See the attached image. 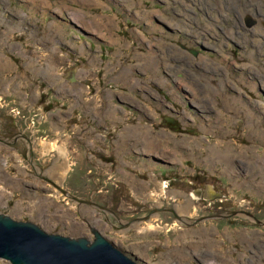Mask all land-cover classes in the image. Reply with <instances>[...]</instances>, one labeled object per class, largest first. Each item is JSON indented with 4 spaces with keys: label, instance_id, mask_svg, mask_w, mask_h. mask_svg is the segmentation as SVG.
I'll return each mask as SVG.
<instances>
[{
    "label": "rangeland",
    "instance_id": "obj_1",
    "mask_svg": "<svg viewBox=\"0 0 264 264\" xmlns=\"http://www.w3.org/2000/svg\"><path fill=\"white\" fill-rule=\"evenodd\" d=\"M207 184L224 196L194 200ZM171 189L192 201L184 219L261 222L153 217L158 198L182 208ZM0 211L71 236L94 225L151 264H264V0H0Z\"/></svg>",
    "mask_w": 264,
    "mask_h": 264
},
{
    "label": "water",
    "instance_id": "obj_2",
    "mask_svg": "<svg viewBox=\"0 0 264 264\" xmlns=\"http://www.w3.org/2000/svg\"><path fill=\"white\" fill-rule=\"evenodd\" d=\"M246 21L252 24L255 20L248 15ZM68 77L75 79L73 70ZM90 227L93 237L71 236L0 211V257L12 264H151L140 261L136 253L122 248L94 225Z\"/></svg>",
    "mask_w": 264,
    "mask_h": 264
},
{
    "label": "flooded vegetation",
    "instance_id": "obj_3",
    "mask_svg": "<svg viewBox=\"0 0 264 264\" xmlns=\"http://www.w3.org/2000/svg\"><path fill=\"white\" fill-rule=\"evenodd\" d=\"M165 120L168 121V122L170 121V120H168L166 118H165ZM173 121H174V119L172 120V122ZM153 159L156 160V161H159V162H163L162 159L157 158L155 156H154ZM152 162H154V161H152ZM160 164H164V162L160 163ZM157 165H159V164H157ZM166 167H168V166L166 165ZM126 174H127V172H126ZM214 187H215L214 185L207 184L205 186L197 187V188L191 190L190 194H191V196H193L194 200H197V201H201L202 200V202H205V201L211 202V201H214L216 198H222L224 196L223 193L219 192L222 195L221 196H217L216 193L218 192V189L216 190ZM140 188L144 189L145 186L143 184H141ZM64 190L65 189H63V191ZM154 190H156V189H154ZM67 192H68V190H65V193H67ZM154 192H157V191H154ZM154 192H149V194L147 192L146 193L149 196V195L153 194ZM170 193L173 194L177 198L178 202L181 203L182 208L178 207V204L175 205L176 208H169V207L162 206V204L160 205V202H159L161 200V198H158L157 200L155 199L156 201L154 202L156 207L154 209H152V208L150 209L151 210V212H150L151 215L153 214L154 211L159 210V208L170 209L175 214L177 219L184 221L187 225H190V226L192 224H194L196 221H199L202 218H204V219H206V218H221V219L225 218L226 220H228V219L232 218V215H234V216L235 215H240V216H244V217H247V218H254V219H256L257 222H261V220L256 218L255 214L252 213L251 211L240 210V209L234 210L233 212H229V213H226V214H223V213L222 214H217V215L211 214V215H208V216H201V217H198V218H194L193 220H187V219H184L182 217V215L185 214L184 212H182V210H188V212H190L192 201L189 200L188 198H185L186 200H183V197L186 194V192L181 193L180 190L171 189ZM156 196H158V194ZM206 197H209V198H206ZM150 198L153 199V196L151 195ZM92 203L97 205V207L101 208L104 211L105 210H110L112 213H114L116 219L121 223V226H123V228H125V229H131L132 227L138 228L140 226L141 219L137 215H134V216L128 217V218H123L117 212H115L114 210L108 209L105 205H103L100 202L92 201ZM188 207H189V209H188ZM150 214L149 215L147 214V216H151ZM153 215H154L153 217H156V214H153ZM144 216H146V214ZM188 216H189V214H188Z\"/></svg>",
    "mask_w": 264,
    "mask_h": 264
},
{
    "label": "bare ground",
    "instance_id": "obj_4",
    "mask_svg": "<svg viewBox=\"0 0 264 264\" xmlns=\"http://www.w3.org/2000/svg\"><path fill=\"white\" fill-rule=\"evenodd\" d=\"M19 45V44H18ZM156 58V57H155ZM152 58H147V60H146V62H145V64L147 65V62L148 61H150ZM157 60V59H156ZM159 61L161 62V60L159 59ZM151 63H154V62H152V60L150 61ZM2 63V62H1ZM149 63V62H148ZM47 65H48V71L47 70H43V69H40V70H42V73L43 74H48V75H50L51 74V67H55V64H53V63H51V62H47ZM153 65V64H152ZM151 65V66H152ZM32 67V66H31ZM154 67H155V65H154ZM156 67H158V65L156 64ZM36 70V69H35ZM129 70V69H128ZM125 72V71H124ZM39 73V72H38ZM53 75V74H52ZM52 77V76H51ZM131 79V78H130ZM228 102V100H226V103ZM230 107V106H229ZM170 119V121H172L173 119L172 118H169ZM147 131V130H146ZM140 135H144L143 134V132H138ZM144 139H143V141H145V144H146V146L143 148V149H145V150H147L148 152H155V149H156V146H154V144H158V143H160V140L158 139V138H155V137H153V136H151V135H148V134H146L145 133V136H142ZM141 137V138H142ZM54 143H55V141H54ZM121 144H123L124 142L123 141H121L120 142ZM49 145H47V147H48ZM54 147H55V145H54ZM61 151V150H60ZM62 151H65V149H64V147H62ZM65 155V154H64ZM208 160V162H212V161H214V160H223L225 163H226V167H229L230 166V163L232 162V157H231V154H230V151L229 150H226V151H223V150H221V149H219V148H217L216 146H212L211 147V152H210V154H208L207 155V157H206ZM206 162V161H205ZM66 163L65 162H63V163H58V162H56V163H54V165H53V167H52V172H54V174L55 175H57L58 173H61V174H63L64 173V170H62V167H63V165H65ZM210 164V163H209ZM214 164V163H213ZM234 164V163H233ZM215 165V164H214ZM225 165V164H224ZM235 168V167H234ZM57 169V170H56ZM226 169V168H225ZM122 173H123V175H126V173L122 170L121 171ZM64 175V174H63ZM231 175V174H230ZM216 195L217 196H221L222 194L221 193H219V192H217L216 193ZM1 196H3L2 194H1ZM206 198H209V197H206ZM1 258V257H0ZM6 260V259H5ZM171 264H178V263H176V261H173Z\"/></svg>",
    "mask_w": 264,
    "mask_h": 264
}]
</instances>
